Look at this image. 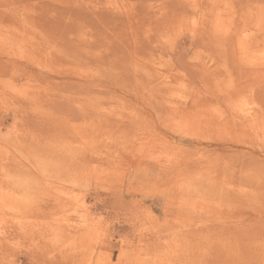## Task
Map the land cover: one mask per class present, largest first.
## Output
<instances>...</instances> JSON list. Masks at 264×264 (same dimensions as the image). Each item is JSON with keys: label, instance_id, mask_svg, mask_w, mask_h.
Here are the masks:
<instances>
[{"label": "rangeland", "instance_id": "1", "mask_svg": "<svg viewBox=\"0 0 264 264\" xmlns=\"http://www.w3.org/2000/svg\"><path fill=\"white\" fill-rule=\"evenodd\" d=\"M0 264H264V0H0Z\"/></svg>", "mask_w": 264, "mask_h": 264}, {"label": "bare ground", "instance_id": "2", "mask_svg": "<svg viewBox=\"0 0 264 264\" xmlns=\"http://www.w3.org/2000/svg\"><path fill=\"white\" fill-rule=\"evenodd\" d=\"M234 179V178H233ZM228 181V180H227ZM196 214H198L197 212H196ZM194 213L191 215V218H193L194 217ZM206 218V217H205ZM188 219H190L189 217H188Z\"/></svg>", "mask_w": 264, "mask_h": 264}]
</instances>
